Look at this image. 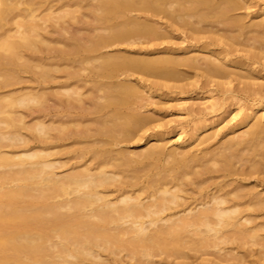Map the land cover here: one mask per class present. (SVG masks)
Wrapping results in <instances>:
<instances>
[{
    "label": "bare ground",
    "instance_id": "obj_1",
    "mask_svg": "<svg viewBox=\"0 0 264 264\" xmlns=\"http://www.w3.org/2000/svg\"><path fill=\"white\" fill-rule=\"evenodd\" d=\"M166 1L0 0V264H182L194 251L209 254L211 248L218 252L214 264L251 262L246 251H220L221 243L258 238L245 222L253 220L251 208L264 210V82L249 80L261 74L253 64L264 60V0H253L261 16L249 24L231 15L251 8L255 2L249 0ZM159 15L200 33L204 50L198 41L181 52L150 47L165 34L167 22L162 25ZM205 22L206 30L197 25ZM217 43L225 46L213 48ZM237 50L246 53L237 57ZM84 65H90L87 74L76 69ZM180 65L209 79L201 86L195 78L180 88L208 89L215 82L226 91L233 85L227 99L209 108L221 109L239 95L250 101L244 126L230 135L206 136L199 153L192 147L167 151L160 138L139 151L117 147L145 131L153 118L141 110L144 91L152 97L151 87L167 85L133 78L134 71L174 75ZM83 88L90 93L84 96ZM32 113L58 117L57 134L51 135L52 124L44 118L33 128L43 140L73 138L70 146L31 148L30 140L37 139L29 134ZM249 119L254 122L248 126ZM77 140L82 143L76 148ZM67 152L69 158L56 156ZM58 167L68 171L60 174ZM208 186L214 191H205Z\"/></svg>",
    "mask_w": 264,
    "mask_h": 264
},
{
    "label": "rangeland",
    "instance_id": "obj_2",
    "mask_svg": "<svg viewBox=\"0 0 264 264\" xmlns=\"http://www.w3.org/2000/svg\"><path fill=\"white\" fill-rule=\"evenodd\" d=\"M168 1V0H167ZM166 1V2H167ZM178 1V0H177ZM177 1L176 2H174V0H173V3L175 4H177ZM238 2L239 1H241L242 2V4L243 3H246V1L245 0H237ZM259 1V3H260V1L261 0H258ZM258 1L256 2V1H253V0H249V2H255V3H257L256 5H255V3L252 5V7L251 8H245V7H242V8H240V9H237L236 11H234V12H232L231 13V15L233 16V17H237L238 15H239V17L241 16V18H242V20L244 19V21L246 22V24H249L248 22L250 21V23L251 22H254L256 19H258L259 17L258 16H261V14L259 13V12H257V10L258 11H260V7L258 6ZM168 2H170V1H168ZM172 2V1H171ZM170 2V3H171ZM170 3H167V4H170ZM258 8V9H257ZM239 10V11H238ZM241 10V11H240ZM244 10H246V11H244ZM248 10V11H247ZM242 12V13H241ZM244 12V13H243ZM235 13V14H234ZM240 13V14H239ZM246 13V14H245ZM259 15H258V14ZM238 14V15H237ZM244 14V15H243ZM248 14V15H247ZM254 14V15H253ZM242 15H243V17H242ZM160 16V15H159ZM163 17H165V15H162ZM231 16V17H232ZM246 16V17H245ZM161 17V16H160ZM249 17V18H248ZM251 17V18H250ZM253 17H256V18H253ZM166 18V17H165ZM165 18H160V19H163L164 21H162V20H160L159 19V21L160 22H162V25L164 24V23H166L167 24V26L165 25V29H163L162 30V32H164L165 34H166V36L164 37V35H162L163 37H160V38H158V39H156V40H154L153 42H155L156 41V43L154 44V43H151V46L150 47H154V45L156 46L157 44H159V46L157 45L156 46V48H160V49H163L164 47V49H166V50H168V48H170L171 50H172V48H174V50L176 51V52H181V51H183V50H186L187 51V48H190L191 47V44H194V45H192V46H196L197 44H198V42H199V44H200V42H202L203 40L205 41V39L204 38H202V39H197L196 37H199L200 35V33L198 34V36H197V34H194V32H193V34H191V32L189 31V30H191L188 26H186V27H188L187 29H188V31H187V29H186V27L184 28V26H182L181 24H179V22L177 23H175V22H173V21H167L168 19H166V21H165ZM194 20L196 19V18H193ZM253 20V21H252ZM248 21V22H247ZM164 22V23H163ZM171 25H170V24ZM172 23H173V25H172ZM175 23V24H174ZM207 22H205L204 23V25H203V23H200L201 25H199V24H197L200 28H202V29H205L206 30V28L208 29V26H210V25H208V24H206ZM169 24V25H168ZM177 24V25H176ZM216 24H219L218 25V27H220L221 28V24L220 23H216ZM203 25V26H202ZM206 25H208L206 28H205V26ZM169 26V27H168ZM170 26H171V28H170ZM179 26V27H178ZM224 26V25H223ZM222 26V27H223ZM170 28V29H169ZM216 28H217V26H216ZM249 28H251V27H249ZM253 28V27H252ZM185 29V30H184ZM255 29V28H254ZM254 29H249L248 31H246V32H249V36H255V34L257 33V31H255ZM219 30H222V28L221 29H219ZM250 30H251V34H250ZM253 30H254V33H253ZM187 31V33H184V32H186ZM161 32V33H162ZM205 32V33H204ZM201 31V35H207V33L208 34H210L211 35V33L210 32H206V31ZM219 32H221V33H224L223 32V30L222 31H219ZM190 33V34H189ZM204 33V34H203ZM187 34H188V36L189 37H187ZM168 35V36H167ZM186 35V36H185ZM194 36V38H196L197 40H191V37H193ZM196 35V36H195ZM191 36V37H190ZM242 38H243V36H241ZM190 38V39H189ZM202 40V41H201ZM198 41V42H197ZM204 41L199 45L198 44V48H200V50H201V47L202 46H204ZM192 42V43H191ZM189 43H190V45H189ZM152 44H153V46H152ZM258 44V43H257ZM219 45V47L218 48H220L221 49V47L223 46H225V45H222L221 43H217V45H215V46H212L213 48H217V46ZM187 46V48H185V49H183L182 50V48H184V47H186ZM189 46V47H188ZM118 48H122L123 46L122 45H118L117 46ZM163 47V48H162ZM168 47V48H167ZM240 47V46H239ZM178 48H180V49H178ZM114 49H116V45H115V47L113 46L112 48H106V50L107 51H109V52H112V50H114ZM168 50V51H171V50ZM189 50V49H188ZM204 49H202L201 51H203ZM219 50V49H218ZM104 51H105V49H104ZM241 51V50H240ZM240 51H236V54H237V57L238 56H241V54L242 55H244V52H240ZM235 52V51H234ZM237 52H239V53H241L240 55H239V53H237ZM246 53V52H245ZM233 53H231L230 54V52L228 53V56L230 55L231 56V58L233 57V58H236V54L234 53L233 55H232ZM246 55V54H245ZM227 56V57H228ZM230 56H229V58H230ZM235 56V57H234ZM262 61V63H263V65H264V60H261ZM95 63V62H94ZM94 63H92L93 65H94ZM259 63V64H258ZM89 64V63H88ZM91 63H90V65H92ZM90 65H84V66H86V67H77L76 69H79L80 70V72L81 73H83V74H87V73H89L91 70H89V69H91L90 68ZM92 65V66H93ZM259 65V66H258ZM263 65H261V62H256L255 63V65L253 64V69H256V70H261V74L260 73H258V74H260V75H257L255 72H253V71H248L249 72V75H253V76H256L255 78L254 77H252V79H249V80H254V81H257V82H264V66ZM87 66H89V67H87ZM91 66V67H92ZM233 67H234V69L235 70H240V68L241 69H243V67H241V66H239V65H235L234 66V64L233 65H231V68L233 69ZM263 68V69H258V68ZM80 68H82V71H81V69ZM94 68V67H93ZM181 68V69H180ZM177 70H179V71H176V73H174V75H173V73H159L157 70H153V72H151V71H148V73H147V71H146V73H144V74H142L141 72L140 73H138V71H134V72H136V73H133L132 74V77L133 78H138V77H140V78H142V76H143V78H148L149 80H153V81H155V82H166V86H159V87H156V86H153V88L151 87V92H153V96L152 97H150L149 95V93H147L146 91H144L145 92V94L143 93V103L145 104V108L143 107L141 110L142 111H144V113H148L149 115H151V117H153L151 120H150V124H149V126L148 127H146L147 129L145 130V131H139L138 132V134H135V135H133V136H130L132 139H126V140H122V142H120L121 144H119V145H117V147H121V146H123V147H127V149H129V151L132 149V151L134 150V151H139V150H142L141 148H144V147H146V146H148L149 144H150V140H152L153 138L155 139H159V142L162 144H164L165 145V149L167 150V151H170V150H173V149H175L176 147V150L178 151V152H180V151H182V150H185V149H188V148H190V147H192L191 148V150H193L194 152H196V153H199L200 151H199V149L200 148H202L206 143H203L204 141H202L204 138H208V137H206V136H209L210 134H212L213 135V133H216L217 132V134L220 136V135H224L225 133L226 134H228V135H230L229 133H232L234 130H236L237 129V131H238V129L239 128H242L244 125L243 124H241V122L244 120V122L246 123V121H245V116L247 115V113H248V110L250 109L249 107H247V104L250 102H248L245 98H241V96L239 97H237V98H229L228 99V103H226V106L223 108V107H221V109L219 108V109H211V108H209L208 106L211 104V102H215V101H220V102H222V100H224V98H228L229 96V88H231L233 85H227V89L228 90H226V91H224L222 88H217L216 89V86H214L213 84L215 83V82H210L209 83V87H208V89L207 88H199L198 90H194V89H192V88H195V87H191V85L190 86H188L187 88H185L184 89V86H183V88H180L179 86H180V84L181 85H183L186 81H193V79H195V78H198L199 79V82H198V85H201L202 86V84L204 85V82H206L207 81V79H208V76L205 74V73H203V71L202 70H195V69H187V67L185 68L184 66H182V65H180V66H178V69ZM182 70V71H181ZM87 71V72H86ZM193 71V72H192ZM244 71H245V68H244ZM180 72H181V74H180ZM183 72V73H182ZM178 73V74H177ZM137 76H135V75ZM190 74V75H189ZM194 74V75H193ZM205 74V75H204ZM178 75V76H177ZM195 75H196V77H195ZM115 76V75H114ZM118 76V75H117ZM117 76H115L114 78L116 79V77ZM122 76H124V74H122V75H119L117 78H120V77H122ZM114 78H112V79H114ZM219 78V77H218ZM217 77H216V79L217 80H221V79H218ZM259 79V80H258ZM261 79V80H260ZM110 80V79H109ZM209 80V79H208ZM223 80V79H222ZM149 82V81H148ZM203 82V83H202ZM213 83V84H212ZM235 83V82H234ZM179 84V85H178ZM52 85H54L55 87H58V86H56V84H54V83H52L51 84V86ZM226 85H225V87H226ZM54 88V87H53ZM53 88H52V90H53ZM233 88V87H232ZM55 89H57V88H55ZM59 89V88H58ZM194 90V91H193ZM223 90V91H222ZM232 90V89H231ZM81 91H84V96H86L87 94H89L90 93V91H86V89H81ZM193 91V92H192ZM200 91V92H199ZM160 94V95H157V94ZM86 94V95H85ZM228 96V97H227ZM241 98V99H240ZM50 99V100H49ZM48 100H46V103H48V105H50V107H53L55 104V100L53 99V98H49ZM53 99V100H52ZM141 99V100H142ZM245 99V100H244ZM230 101V102H229ZM247 101V102H246ZM247 103V104H246ZM54 104V105H53ZM150 104H151V106H150ZM246 104V105H245ZM245 105V106H244ZM147 107V108H146ZM151 107V108H150ZM197 108V109H202V110H204L203 112H204V114L202 115L201 113V117H200V119L197 117V116H199L198 114H196L195 112H192L190 109L191 108ZM223 109H225V110H223ZM223 110V111H222ZM222 111V112H221ZM250 111V110H249ZM152 113H153V116H152ZM36 115H38V116H36ZM195 115V116H194ZM197 115V116H196ZM29 116V117H28ZM28 118H27V120H28V124L30 125V127L32 126V128H29V134L31 135V137H37V139L36 138H32L30 141L31 142H29L31 145H30V147L32 148L33 146V148L34 149H39L40 148V146H41V148L43 147V145H46V143H64V145L65 146H67L68 144H69V146H70V144L73 142L72 140H73V138L72 139H63V140H59V141H54V140H52V139H47V140H43L44 138L43 137H40V136H42L43 134L42 133H40L39 131H37V129L35 128H33V126L39 121V120H42L43 118V120L44 121H46V123L47 124H52L51 125V129H50V133H51V135L52 134H57L58 132V129L60 128V125H61V123H62V121L61 120H57V118L58 117H56V116H53V117H51V116H49V115H47L46 117H44V116H42V115H39V114H37V113H32L31 115L30 114H28ZM197 117V118H196ZM52 119H55L56 121H54V123H52ZM213 120L215 121V122H213ZM61 121V122H60ZM250 122V123H249ZM254 122V120H252V119H249L248 121H247V123H248V126H249V124L251 125V123H253ZM87 123V122H86ZM90 124H93L94 125V123L93 122H89ZM66 124V123H65ZM71 124L73 125V123H70V124H68V125H70L71 126ZM82 124H80L79 125V127L81 126ZM92 125V126H93ZM62 126V125H61ZM75 126V125H74ZM83 126V125H82ZM199 126V127H198ZM229 126V127H228ZM233 126V127H232ZM236 126V127H235ZM72 128H74L73 126H71ZM78 126H77V128H79ZM94 127V126H93ZM95 127H96V123H95ZM194 127H198L199 129H198V131H196L197 132V136L196 135H194V136H192L193 134V132H195L194 130L195 129H193ZM192 128V129H191ZM57 129V130H56ZM74 129H76V126H75V128ZM226 129V130H225ZM230 130V131H229ZM193 131V132H192ZM226 131V132H225ZM232 131V132H231ZM192 132V133H191ZM42 134V135H41ZM143 136H142V135ZM189 134H192V135H190L191 137H189ZM33 135V136H32ZM156 136V137H155ZM211 136V135H210ZM214 137H216L217 135H213ZM219 136H217V138L219 137ZM129 137V138H130ZM43 138V139H42ZM200 138H202V139H200ZM41 139V140H40ZM82 140V139H81ZM208 140H212V138H210V139H208ZM71 141V142H70ZM201 141V142H200ZM212 141H214V142H216V140L214 139V140H212ZM70 142V143H69ZM147 142V143H146ZM39 143V144H38ZM67 145H66V144ZM74 143H76L75 144V147L77 146V147H80V143H82V142H80L79 143V141L77 140V141H75ZM197 143V144H196ZM203 143V144H202ZM217 143H219V142H217ZM33 144V145H32ZM37 144V145H36ZM60 146H61V149H63V145H59L58 146V148H60ZM76 147V148H77ZM200 147V148H199ZM57 147L56 148H54V149H52L53 150V152H56L57 151V149H58ZM68 148V147H67ZM139 148V149H138ZM194 148V149H193ZM199 148V149H198ZM33 149V150H34ZM178 149H180V150H178ZM196 149H198V150H196ZM201 150V149H200ZM60 153V152H59ZM70 153V154H69ZM63 154V153H62ZM62 154H56V156H57V158L59 157L58 155H60V158L61 159H63L64 157L65 158H69L68 156H71V152H67V153H64L63 155ZM56 156L55 155H53V157L51 156V158H56ZM64 156V157H63ZM64 158V159H65ZM239 164V163H238ZM55 170L58 172V173H60V174H62V172L64 173V171H68L67 170V167H65V168H63V167H61V168H55ZM255 174H257V173H255ZM255 174H253V176L251 177L252 178V180H254L255 179V177H257V175H255ZM255 176V177H254ZM260 176H262V175H260ZM228 177V176H227ZM223 178V177H222ZM224 178H226V177H224ZM223 178V179H224ZM231 177L229 176L228 177V179H230ZM223 179H221V177H220V179L218 178L217 180H223ZM225 180H227V178L225 179ZM252 183H253V181H252ZM256 183V182H255ZM206 186V185H205ZM260 186V188H261V186L262 185H259ZM214 188L213 187H209L208 186V188H206V190L205 191H209V190H212V191H214L213 190ZM192 190H188V193L189 192H191ZM183 192V191H182ZM181 192V193H182ZM193 192H194V194H193ZM195 192L196 191H192V194L194 195V196H197V195H199V193L198 192H196L197 194H195ZM187 193V192H186ZM185 193V191L182 193L183 195L184 194H186ZM188 193H187V195H188ZM202 194H204V190H203V192H202ZM189 195H191V194H189ZM200 196H201V194H200ZM200 196H198V197H200ZM147 198V197H146ZM152 198V197H151ZM150 198V199H151ZM146 200H149V199H146ZM200 204L196 207V208H200ZM202 207V206H201ZM179 210V209H178ZM177 211V210H176ZM251 211L253 212V213H251V214H253V215H251V219H253L252 221H247V222H245L246 223V225H247V227H250L249 229H251V232H252V230H254L255 232L257 231V233H256V236L258 237V238H246L245 239V241H237V240H235V241H229V242H224V243H221V247H225L224 249H222V251H220L221 253H223V252H226L227 250H229V254L227 253V256H229L230 255V252L231 253H234L235 251L237 252H235L236 254H238V253H240L239 251H241L242 253H243V251H246V253L248 254V258H249V260H251V262L249 261L248 262V264H264V246H260V245H264V210H262L261 212L259 211H256V210H253L252 208H251ZM180 214H181V212H179ZM182 213H183V211H182ZM255 213V214H254ZM257 213V214H256ZM179 214V215H180ZM250 215V214H249ZM256 216V217H255ZM258 223V224H257ZM253 226V227H252ZM253 231V232H254ZM263 236V237H262ZM263 239V240H261V238ZM260 240V242H259V240ZM254 241V242H253ZM254 243H256V244H254ZM263 243V244H262ZM234 247V248H233ZM233 248V249H232ZM212 249V248H211ZM210 249V253L208 254V253H206V254H201V252H200V254L198 253V251H194V252H190L191 254L192 253H194V254H192V258L190 257V258H188V259H186V261H187V263H184V262H182V264H214V260H215V258H216V256L218 257V255H216V254H218V252H217V248H213V250H211ZM223 250H226V251H223ZM231 250V251H230ZM203 251V250H202ZM198 254H197V253ZM204 252V251H203ZM212 252V253H211ZM215 254H214V253ZM234 253V254H235ZM224 254V253H223ZM239 255H241V254H239ZM260 255H263V258L262 259H258L259 257H260ZM201 257H204V258H201ZM205 257H207V258H205ZM210 257V258H209ZM215 257V258H214ZM213 258V259H212ZM157 259V258H156ZM210 259V260H209ZM159 260V259H158ZM188 260H190V262L188 261ZM193 260V261H192ZM212 260V261H211ZM260 260V261H259ZM171 261V260H170ZM185 261V260H184ZM185 261V262H186ZM254 261V262H253ZM160 264H164V263H160Z\"/></svg>",
    "mask_w": 264,
    "mask_h": 264
}]
</instances>
